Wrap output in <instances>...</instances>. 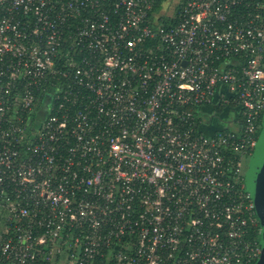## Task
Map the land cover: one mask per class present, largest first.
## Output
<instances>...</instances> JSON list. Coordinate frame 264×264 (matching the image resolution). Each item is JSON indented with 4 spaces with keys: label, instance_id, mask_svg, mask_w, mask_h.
Instances as JSON below:
<instances>
[{
    "label": "built area",
    "instance_id": "2783aa9c",
    "mask_svg": "<svg viewBox=\"0 0 264 264\" xmlns=\"http://www.w3.org/2000/svg\"><path fill=\"white\" fill-rule=\"evenodd\" d=\"M263 115L264 0H0V264H254Z\"/></svg>",
    "mask_w": 264,
    "mask_h": 264
},
{
    "label": "water",
    "instance_id": "95a60500",
    "mask_svg": "<svg viewBox=\"0 0 264 264\" xmlns=\"http://www.w3.org/2000/svg\"><path fill=\"white\" fill-rule=\"evenodd\" d=\"M245 184L246 191L254 201L261 225V254L254 264H264V115L258 141L248 163Z\"/></svg>",
    "mask_w": 264,
    "mask_h": 264
},
{
    "label": "trees",
    "instance_id": "16d2710c",
    "mask_svg": "<svg viewBox=\"0 0 264 264\" xmlns=\"http://www.w3.org/2000/svg\"><path fill=\"white\" fill-rule=\"evenodd\" d=\"M160 6H161V2L157 4L156 9L160 8ZM51 92L56 93V89L53 86H49V85L46 86L45 89H42L40 91H35V94L38 96L37 98L40 99V102L38 103L39 104L38 109L42 106V104H49V101L51 99H48L47 95H51ZM48 112L49 110L47 109V114Z\"/></svg>",
    "mask_w": 264,
    "mask_h": 264
}]
</instances>
